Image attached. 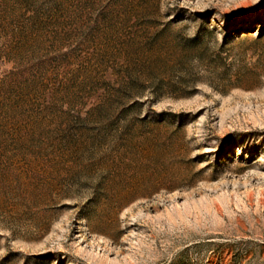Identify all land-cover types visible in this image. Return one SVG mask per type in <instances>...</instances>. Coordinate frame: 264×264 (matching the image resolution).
I'll list each match as a JSON object with an SVG mask.
<instances>
[{
    "label": "rangeland",
    "instance_id": "rangeland-1",
    "mask_svg": "<svg viewBox=\"0 0 264 264\" xmlns=\"http://www.w3.org/2000/svg\"><path fill=\"white\" fill-rule=\"evenodd\" d=\"M0 264H264V0H0Z\"/></svg>",
    "mask_w": 264,
    "mask_h": 264
}]
</instances>
